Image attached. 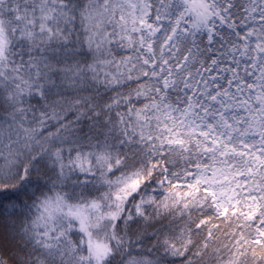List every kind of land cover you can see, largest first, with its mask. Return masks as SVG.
<instances>
[{"label": "snow or ice", "instance_id": "obj_1", "mask_svg": "<svg viewBox=\"0 0 264 264\" xmlns=\"http://www.w3.org/2000/svg\"><path fill=\"white\" fill-rule=\"evenodd\" d=\"M0 264H264V0H0Z\"/></svg>", "mask_w": 264, "mask_h": 264}, {"label": "trees", "instance_id": "obj_2", "mask_svg": "<svg viewBox=\"0 0 264 264\" xmlns=\"http://www.w3.org/2000/svg\"><path fill=\"white\" fill-rule=\"evenodd\" d=\"M10 252H11V246L9 247V252L6 253V255L10 254Z\"/></svg>", "mask_w": 264, "mask_h": 264}]
</instances>
